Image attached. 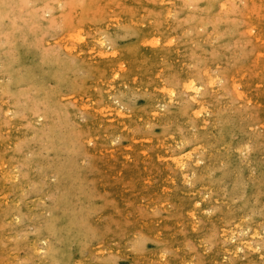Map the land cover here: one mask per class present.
<instances>
[{
  "label": "rangeland",
  "instance_id": "obj_1",
  "mask_svg": "<svg viewBox=\"0 0 264 264\" xmlns=\"http://www.w3.org/2000/svg\"><path fill=\"white\" fill-rule=\"evenodd\" d=\"M180 1L0 0V264H264V0Z\"/></svg>",
  "mask_w": 264,
  "mask_h": 264
},
{
  "label": "bare ground",
  "instance_id": "obj_2",
  "mask_svg": "<svg viewBox=\"0 0 264 264\" xmlns=\"http://www.w3.org/2000/svg\"><path fill=\"white\" fill-rule=\"evenodd\" d=\"M179 1H180V0H179ZM256 1H257V0H256ZM261 1H262V0H261ZM146 2H147V1H146ZM180 2H181V1H180ZM150 3H151V2H150ZM52 4H53V3H52ZM153 4H154V3H153ZM185 7H186V6H185ZM149 8H150V7H149ZM152 8H153V7H152ZM159 9H160V8H159ZM160 10H161V9H160ZM187 10H188V9H187ZM260 10H261V9H260ZM155 11H156V10H155ZM252 14H253V13H252ZM247 16H249V15H247ZM157 17H158V16H157ZM256 18H257V17H256ZM158 19H159V18H158ZM211 19H213V18H211ZM248 19H250V18H248ZM258 19H259V18H258ZM254 20H255V19H254ZM258 23H259V22H258ZM253 27H255V26H253ZM207 34H208V33H207ZM213 34H214V33H213ZM204 37H205V36H204ZM200 38H201V37H200ZM80 39H81V38H80ZM211 40H213V39H211ZM208 41H209V40H208ZM213 49H215V48H213ZM216 50H217V49H216ZM221 50H222V49H221ZM217 51H218V50H217ZM219 51H220V50H219ZM220 52H221V51H220ZM263 64H264V63H263ZM260 70H261V69H260ZM260 72H262V71H260ZM114 75H115V74H114ZM210 79H211V78H210ZM210 81H211V80H210ZM210 84H211V83H210ZM200 88H202V87H200ZM195 89H196V88H195ZM258 90H259V89H258ZM258 90H257V91H258ZM253 93H254V92H253ZM214 95H215V94H214ZM216 96H217V95H216ZM210 100H212V99H210ZM212 101H213V100H212ZM226 103H227V102H226ZM228 105H229V104H228ZM220 106H221V105H220ZM225 107H226V106H225ZM217 108H218V107H217ZM213 109H214V107H213ZM232 110H233V109H232ZM213 112H214V110H213ZM226 113H227V112H226ZM228 113H229V112H228ZM237 115H238V114H237ZM237 115H236V116H237ZM238 116H239V115H238ZM36 117H37V116H35L34 118H36ZM224 117H225V116H224ZM230 117H231V116H230ZM37 118H38V117H37ZM215 118H216V117H215ZM220 118H221V117H220ZM226 118H227V117H226ZM242 118H243V117H242ZM227 119H228V118H227ZM212 120H213V119H212ZM243 120H244V119H243ZM243 120H242V121H243ZM240 121H241V120H240ZM232 122H233V121H232ZM236 122H237V121H236ZM233 123H234V122H233ZM243 123H244V122H243ZM243 123H242V124H243ZM198 124H199V123H198ZM207 124H208V123H207ZM236 124H237V123H236ZM206 126H207V125H206ZM234 126H235V125H234ZM243 127H244V126H243ZM239 129H240V127H239ZM249 134H250V133H249ZM222 136H223V135H222ZM250 136H251V135H250ZM251 137H252V136H251ZM253 137H254V135H253ZM253 137H252V138H253ZM206 139H208V138L206 137ZM211 140H212V139H211ZM252 140H253V139H252ZM260 140H261V139H260ZM253 141H254V140H253ZM256 141H257V140H256ZM258 141H259V140H258ZM211 142H212V141H211ZM249 142H251V141H249ZM261 142H262V141H261ZM223 143H224V142H223ZM244 143H245V142H244ZM251 143H252V142H251ZM254 143H255V142H254ZM240 144H241V143H240ZM248 144H249V143H248ZM254 145H255V144H254ZM203 146H204V145H203ZM209 146H210V145H209ZM209 146H208V147H209ZM218 146H219V145H218ZM252 146H253V145H252ZM259 146H260V145H259ZM221 147H222V146H221ZM239 147H240V145H239ZM243 147L245 148V146H243ZM249 147H250V145H249ZM253 147H254V146H253ZM211 148H212V147H211ZM214 148H215V147H214ZM225 148H226V147H225ZM241 148H242V146H241ZM250 148H252V147H250ZM256 148H257V147H256ZM259 148H260V147H259ZM206 150H207V149H206ZM261 150H262V149H261ZM213 151H214V150H213ZM224 151H226V150H224ZM224 151H223V152H224ZM227 151H228V150H227ZM236 151H237V150H236ZM245 151H247V149H246ZM249 151H251V150L249 149ZM258 151H259V149H258ZM211 152H212V150H211ZM260 152H261V151H260ZM260 152H259V154H260ZM208 153H209V152H208ZM208 153H207V154H208ZM218 153H219V152H218ZM239 153H240V150H239ZM247 153H248V152H247ZM251 153H252V151H251ZM263 153H264V151H263ZM241 154H242V153H240L239 155H241ZM208 155H209V154H208ZM215 155H216V154H215ZM215 155H213V156H215ZM243 156H244V155H243ZM209 157H210V156H209ZM238 157L240 158V156H238ZM241 157H242V156H241ZM214 158H215V157H214ZM226 158H227V156H226ZM246 158H247V157H246ZM217 159L219 160V158H217ZM217 159H213V160L216 161ZM248 159H249V158H248ZM207 160H209V159H207ZM223 160H224V158H223ZM244 160H245V159H244ZM249 160H250V159H249ZM252 160H253V159H252ZM211 161H212V160H211ZM211 161H210V162H211ZM215 161H214V162H215ZM243 163H244V162H243ZM243 163H242V164H243ZM247 163H248V161H247ZM247 163H246V164H247ZM215 164H216V163H215ZM215 164H214V165H215ZM219 164H220V163H219ZM221 164H222V163H221ZM207 165H208V163H207ZM217 165H218V164H217ZM240 165H241V164H240ZM211 166H212V164H211ZM241 166H242V165H241ZM214 167H215V166H214ZM246 167L249 168V166H247V165H246ZM240 169H241V167H240ZM250 169H251V168H250ZM232 173H233V172H232ZM253 173H254V172H253ZM236 174H237V173H236ZM254 174H255V173H254ZM247 175H248V174H247ZM255 175H257V174H255ZM244 176H245V175H244ZM250 176H251V175H250ZM229 177H231V175H230ZM235 177H236V176H235ZM246 177H247V176H246ZM248 177H249V176H248ZM258 178H259V177H258ZM246 179H249V178H246ZM263 179H264V178H263ZM234 180H237V179H233V181H234ZM243 180H244V179H243ZM251 180H252V179H251ZM230 182H231V181H230ZM256 182H257V181H256ZM260 183H261V181H260ZM256 193H257V192H256ZM256 193H255V194H256ZM236 194H237V192H236ZM237 195H239V194H237ZM231 196H232V195H231ZM250 196H251V195H250ZM260 196H261V195H260ZM233 197H234V195H233ZM248 198H249V197H248ZM250 198H251V197H250ZM258 198H259V197H258ZM256 199H257V198H256ZM248 200H249V199H248ZM226 204H228V203H226ZM233 208H234V207H233ZM233 208H232V209H233ZM252 208H253V207H252ZM229 209H230V208H229ZM236 209H237V208H236ZM225 210H227V209H225ZM246 210H247V209H246ZM220 211H221V210H220ZM236 211H237V210H236ZM236 211H235V213H236ZM243 211H244V210H243ZM221 213H222V211H221ZM240 213H241V212H240ZM243 213H244V212H243ZM229 214H230V213H229ZM233 214H234V213H233ZM231 215H232V214H231ZM235 215H236V214H235ZM223 216H224V214H223ZM238 216H239V215H238ZM238 216H237V217H238ZM224 217H225V216H224ZM228 217H231V216H228ZM234 217H235V216H234ZM242 229H243V228H242ZM233 237H234V236H233ZM230 241H231V240H230ZM234 242H235V241H234ZM235 244H236V242H235ZM242 246H243V245H242ZM249 246H250V245H249ZM244 247H245V246H244ZM257 247H258V246H257ZM237 249H238V248H237ZM250 249H251V248H250ZM258 250H259V249H258ZM258 250H257V251H258ZM250 251H251V250H250ZM261 251H262V250H261ZM263 251H264V250H263ZM221 252H222V251H221ZM255 252H256V251H255ZM238 254H239V253H238ZM253 256H254V254H253ZM249 257H250V255H249Z\"/></svg>",
  "mask_w": 264,
  "mask_h": 264
}]
</instances>
